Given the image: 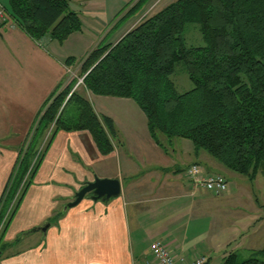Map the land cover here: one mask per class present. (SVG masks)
<instances>
[{"label": "crops", "instance_id": "obj_1", "mask_svg": "<svg viewBox=\"0 0 264 264\" xmlns=\"http://www.w3.org/2000/svg\"><path fill=\"white\" fill-rule=\"evenodd\" d=\"M67 1L81 25L61 43L34 41L9 18L0 27V194L34 117L73 66L65 65L67 57L115 44L154 4L128 16L135 0ZM84 96L96 116L112 121V151L100 155L86 131L52 136L2 233L0 264H151L154 241L175 256L220 264L229 252L247 255L264 246V184L244 183L186 139H154L128 98ZM193 164L203 174L228 175L219 197L183 177ZM94 177L117 179L119 195L83 197L63 209ZM45 222L43 233L18 237Z\"/></svg>", "mask_w": 264, "mask_h": 264}, {"label": "trees", "instance_id": "obj_2", "mask_svg": "<svg viewBox=\"0 0 264 264\" xmlns=\"http://www.w3.org/2000/svg\"><path fill=\"white\" fill-rule=\"evenodd\" d=\"M143 2L137 0L125 14L139 11ZM2 8L34 41L47 36L61 43L80 30L67 0H6ZM185 25L197 27L201 46L186 43ZM71 63V58L65 60V65ZM82 64V92L69 93L70 86L56 94L54 90L25 137L30 138L27 151L17 153L0 194V239L57 131H86L100 155L112 151V121L95 115L84 91L132 100L154 139L156 135L186 139L231 173L248 180L257 173L264 177V0H171L142 15L115 44L89 51ZM176 64H181L191 84L183 92L176 90L173 79ZM46 130L43 150L4 222L7 200L29 168V151ZM6 246L0 244V250ZM220 264H264V246L243 258L229 252Z\"/></svg>", "mask_w": 264, "mask_h": 264}, {"label": "rangeland", "instance_id": "obj_3", "mask_svg": "<svg viewBox=\"0 0 264 264\" xmlns=\"http://www.w3.org/2000/svg\"><path fill=\"white\" fill-rule=\"evenodd\" d=\"M136 1L137 0H135L134 2H136ZM170 1L171 0H144V2H143V7L144 8L146 7V5L148 3H153L154 2V4L145 12V14L149 13V12L157 11L158 9L162 8V6L168 4ZM183 32H184V38H185V41H186L187 44H189L191 46H195V47L202 45V40L200 38L198 29H197L196 26H194V25H185ZM101 42L104 43V40L103 41L101 40ZM104 45H106V44H101L100 46H104ZM100 46H98V47H100ZM72 52H73L72 53L73 57L70 55L69 58L72 59V63L71 64L73 66L71 67L69 72H66V74H65V76H64V78L62 80L61 85L58 86V88L55 90L54 94L58 93L61 90H64L65 87H68V86H70V88H71L69 93H71L74 90L77 93H81L82 92V82H79V81L82 80V75H83L84 70H85L83 68V64H82V60L84 59L85 54H84V52L80 53V52H77L76 50L72 51ZM67 59H68V57H67ZM173 79H174V82L176 84V90L178 92L186 91V90H188L191 87V84L188 81V79L186 77V74L184 72V69L182 68L181 64H176L175 70H174V73H173ZM39 111H40V113H42L43 112V108L41 110H39ZM47 136H48V130L45 131L43 137L41 138V141L33 146V150L29 151L30 152L29 153V162H30L29 163V168L26 171L24 177L22 178V182H20V184L18 185L16 192L12 195L10 200H7V203H6L5 207H7V209H9V211L15 205V201H16V199H17V197L19 195V192L21 191V188H22V183L25 180H27V177L29 179V172L32 169L33 165L35 164V161L37 160L38 156L41 154V151L43 150V147H44L45 142L47 140ZM29 142H30V138L29 137L26 138V139L24 138V140L22 141V143H20V145H19V147L17 149L18 150L17 153L21 154L23 152H26L27 151V147L29 145ZM219 174L221 176H223V178L225 179L226 182H227V180L230 179L228 177V175H224L223 173H219ZM204 175H209V174H204ZM183 177H185L186 180L190 181L189 177H187L185 175V173L183 174ZM242 181L244 183H251V185H253V188H257L258 189V188H262L260 186H262V184H264V177L261 174L257 173L254 176V178L251 179V180H248L245 176H243ZM192 186L203 190L198 185H192ZM246 189H247V187H246ZM203 191H205V190H203ZM205 192H207V191H205ZM207 193L209 195H212V196H215V197H219L222 194L221 193V194L214 195V194H211L209 192H207ZM9 213L3 219L4 222L7 220L8 216H9ZM5 228H6V226L4 227V230H5ZM4 230H3V232H4ZM3 232H1V233H3ZM247 255L246 254H242V252H241V254L240 253L238 254V257L239 258H243V257H245ZM216 257H217L216 255L211 256V263L215 261Z\"/></svg>", "mask_w": 264, "mask_h": 264}, {"label": "built area", "instance_id": "obj_4", "mask_svg": "<svg viewBox=\"0 0 264 264\" xmlns=\"http://www.w3.org/2000/svg\"><path fill=\"white\" fill-rule=\"evenodd\" d=\"M7 20L8 17L6 13L3 8L0 7V27L6 23ZM79 82H81V80ZM184 173L189 177L193 185H198L211 194H221L226 189V181L221 175H204L196 165H191ZM8 211L9 209H7L4 218L8 214ZM149 254L151 257V264H205V258L201 256L186 258L183 255H173L170 249L161 241H154L151 243Z\"/></svg>", "mask_w": 264, "mask_h": 264}, {"label": "water", "instance_id": "obj_5", "mask_svg": "<svg viewBox=\"0 0 264 264\" xmlns=\"http://www.w3.org/2000/svg\"><path fill=\"white\" fill-rule=\"evenodd\" d=\"M120 188L117 179H106L94 177L92 181L85 182L77 191L73 194V199L65 204L63 209L71 208L77 205L83 197H88L92 201L103 200L107 201L110 198H115L119 195ZM48 223L45 222L40 226L34 227L29 231H26L24 235L32 232H44Z\"/></svg>", "mask_w": 264, "mask_h": 264}]
</instances>
